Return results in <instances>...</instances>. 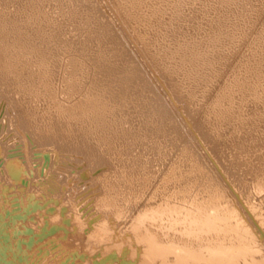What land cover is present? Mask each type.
<instances>
[{"label":"bare ground","instance_id":"1","mask_svg":"<svg viewBox=\"0 0 264 264\" xmlns=\"http://www.w3.org/2000/svg\"><path fill=\"white\" fill-rule=\"evenodd\" d=\"M110 4L263 235L234 211L92 0H0V96L38 143L112 167L98 176L101 209L136 210L148 264H264V0ZM237 35L254 47L236 62L225 56ZM103 233L73 245L89 249Z\"/></svg>","mask_w":264,"mask_h":264},{"label":"rangeland","instance_id":"2","mask_svg":"<svg viewBox=\"0 0 264 264\" xmlns=\"http://www.w3.org/2000/svg\"><path fill=\"white\" fill-rule=\"evenodd\" d=\"M92 1L110 24L115 38L126 47L128 57L147 71L156 94L180 120L184 134L216 184L222 185L218 186L223 188L221 192L230 205L233 203L234 211L263 235L253 212L243 205V197L193 131L192 123L183 115L164 81L152 71L144 50L134 39L133 29L123 24L110 0ZM201 38L206 40L204 34ZM232 46L233 53L225 58L237 62L241 54L250 52L252 41L237 35ZM112 170L108 166L97 169L96 162L87 161L78 150L64 149L49 141L38 143L25 130L23 117L12 101L0 96V264H148L134 233L132 219L136 210L116 215L110 208L111 211L101 209L107 193L98 176ZM254 202L261 203L258 197ZM162 221L160 218L159 224ZM101 230L103 235L89 249L73 245L76 234L89 236Z\"/></svg>","mask_w":264,"mask_h":264}]
</instances>
